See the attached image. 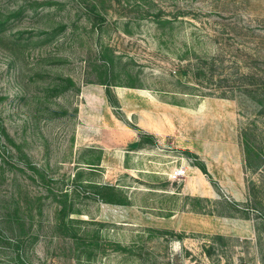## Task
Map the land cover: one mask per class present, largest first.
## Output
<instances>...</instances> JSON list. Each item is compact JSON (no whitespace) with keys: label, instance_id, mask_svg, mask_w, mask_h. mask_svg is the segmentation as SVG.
<instances>
[{"label":"rangeland","instance_id":"374dc122","mask_svg":"<svg viewBox=\"0 0 264 264\" xmlns=\"http://www.w3.org/2000/svg\"><path fill=\"white\" fill-rule=\"evenodd\" d=\"M262 75L264 0H0V264H264Z\"/></svg>","mask_w":264,"mask_h":264},{"label":"trees","instance_id":"16d2710c","mask_svg":"<svg viewBox=\"0 0 264 264\" xmlns=\"http://www.w3.org/2000/svg\"><path fill=\"white\" fill-rule=\"evenodd\" d=\"M257 80H258V84H256V89L255 90H252V87H251L252 85L251 86L250 85H247L246 86V89H247L246 92H248L249 94H252V93L259 94V95L262 96V98H264V76L262 75ZM132 128L138 131V133H139L138 134L139 139L137 141L131 143L130 144V148H131V150L141 149L142 144L145 142L146 138L149 139L151 137L148 136V135H146L145 133H142V131L138 130V128H136V127H132ZM248 137H249V134H248ZM252 140H254V139H252ZM244 141H245V143H244L245 148L247 147V152H249L250 145L251 144H250V141L247 142V134L246 133L244 134ZM186 154L190 155L188 152ZM199 169L203 173H205V167L203 165H200L199 166ZM103 190L106 191V192L112 193L114 191V188L112 186H106V187L103 188ZM96 195L101 198V200H102L103 203L109 204V203H112L113 202V200L111 199V197L106 196V195H103L100 192L99 193H96Z\"/></svg>","mask_w":264,"mask_h":264},{"label":"built area","instance_id":"2783aa9c","mask_svg":"<svg viewBox=\"0 0 264 264\" xmlns=\"http://www.w3.org/2000/svg\"><path fill=\"white\" fill-rule=\"evenodd\" d=\"M185 173H186V170L183 167H181L180 169L174 172V177L176 178L183 177Z\"/></svg>","mask_w":264,"mask_h":264},{"label":"crops","instance_id":"0c3cea01","mask_svg":"<svg viewBox=\"0 0 264 264\" xmlns=\"http://www.w3.org/2000/svg\"><path fill=\"white\" fill-rule=\"evenodd\" d=\"M150 132V131H149ZM134 136H135V134L134 133H132V140L130 141V143H132L133 142V140H134ZM136 137H137V135H136ZM176 147H178L177 145H175ZM185 153H189V154H192V152L189 150V149H186L185 151H184Z\"/></svg>","mask_w":264,"mask_h":264}]
</instances>
